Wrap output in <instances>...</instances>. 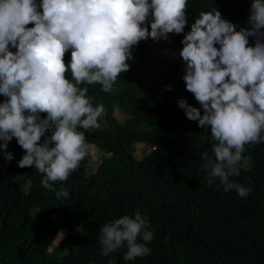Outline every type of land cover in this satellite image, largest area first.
Wrapping results in <instances>:
<instances>
[{
  "label": "trees",
  "instance_id": "obj_1",
  "mask_svg": "<svg viewBox=\"0 0 264 264\" xmlns=\"http://www.w3.org/2000/svg\"><path fill=\"white\" fill-rule=\"evenodd\" d=\"M251 3L187 0L184 31L133 46L129 71L120 74L111 92L98 84L82 85L106 113L98 119L99 129H79L107 156L97 166L87 156L67 181L45 188L44 174L34 166H18L24 150L15 138L6 149L10 161L0 151V264H264V142L245 145L242 155L250 158V168L230 178L250 188V194L241 198L235 190L225 192L218 178L209 185L202 171V154L212 155L210 126L201 129L178 107L183 99L203 113L186 90L185 62L179 57L191 24L201 11L217 9L237 30L247 28ZM254 42L249 37V46ZM9 50L16 51L11 45ZM70 59L69 50L65 63ZM138 144L152 148L141 159L134 157ZM62 191L67 198L57 196ZM136 212L153 232L146 245L150 254L125 261V246L103 256L100 228Z\"/></svg>",
  "mask_w": 264,
  "mask_h": 264
},
{
  "label": "clouds",
  "instance_id": "obj_2",
  "mask_svg": "<svg viewBox=\"0 0 264 264\" xmlns=\"http://www.w3.org/2000/svg\"><path fill=\"white\" fill-rule=\"evenodd\" d=\"M186 9L187 0H40L39 5L0 0V95L6 98L0 102V151L5 159L13 158L6 149L15 138L24 150L18 166H34L44 174V187L52 188L67 181L87 156L95 158L79 129H99L105 108L94 106L82 85L98 84L111 92L120 74L129 71L133 46L182 33ZM247 22L249 27L237 30L217 9L201 11L179 51L186 90L203 113L183 99L178 107L201 129L210 126L212 155L202 154V171L209 185L218 178L225 192L235 190L241 198L251 189L230 178L250 168V158L242 155L245 145L264 142V0H252ZM249 37L255 38L253 46ZM152 239L139 212L99 230L101 254L126 246L125 261L150 254L146 245Z\"/></svg>",
  "mask_w": 264,
  "mask_h": 264
},
{
  "label": "rangeland",
  "instance_id": "obj_3",
  "mask_svg": "<svg viewBox=\"0 0 264 264\" xmlns=\"http://www.w3.org/2000/svg\"><path fill=\"white\" fill-rule=\"evenodd\" d=\"M1 99L3 100V99H6V98H5V97L3 98V96L0 95V100H1ZM105 117H106V113H104V114L101 116V120H104ZM120 121L122 122L121 119H120ZM92 149H93V151H95V153H96L95 158H93V157L91 156V157H92V164H93V167H95V166L98 165V163L100 162V160L106 158L107 156L104 155V154H102V153H100L99 151H97V150L95 149V147H93V146H92ZM151 149H152V148H151L150 146H146V145H143V144H138V145L136 146V148H135V151H134V157H135V159H141V158H142L147 152L151 151ZM258 226H260V225H258ZM63 236H64V234L62 233V234H60V235L56 238L55 242L49 247V249H48L49 252H54V251H55V249L58 247L59 243L61 242ZM55 259H56V260L60 259V256H57Z\"/></svg>",
  "mask_w": 264,
  "mask_h": 264
}]
</instances>
